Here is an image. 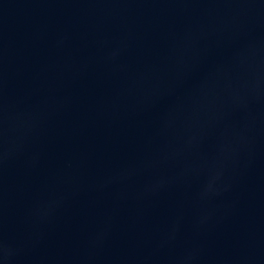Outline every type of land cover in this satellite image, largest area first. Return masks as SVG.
<instances>
[{
    "label": "water",
    "instance_id": "95a60500",
    "mask_svg": "<svg viewBox=\"0 0 264 264\" xmlns=\"http://www.w3.org/2000/svg\"><path fill=\"white\" fill-rule=\"evenodd\" d=\"M0 264H264V0H0Z\"/></svg>",
    "mask_w": 264,
    "mask_h": 264
}]
</instances>
